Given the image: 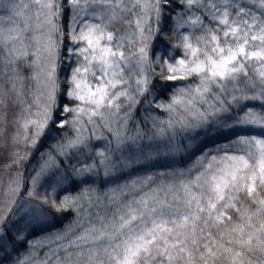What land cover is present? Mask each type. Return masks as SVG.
Segmentation results:
<instances>
[{"label": "snow or ice", "instance_id": "6c2138e0", "mask_svg": "<svg viewBox=\"0 0 264 264\" xmlns=\"http://www.w3.org/2000/svg\"><path fill=\"white\" fill-rule=\"evenodd\" d=\"M33 2L37 19L43 12L46 22L60 31L52 18L65 17L69 39L83 45L79 55L87 64L72 70L74 87L67 96L91 106L60 105L53 119L58 84L54 69H49L46 101L37 118L24 124L33 127V145L45 131L52 137L59 134L58 129L72 127L69 120L61 118L65 113L77 117L85 113L89 122L93 117L105 120L106 114L120 111L117 101L121 97L128 102L125 111L143 103L144 111L152 117L149 143H138L144 134L137 130L129 143L128 159L122 161V167L138 166V171L146 173L138 182V195L110 208L98 217L99 227L80 236L90 245L82 254V264H264V0L259 5L241 0ZM26 8L28 5L17 0H0V24L4 25L0 27V74L9 73V79H19V69L32 66L27 21L17 24L14 19L22 17ZM81 15H90L95 22L82 24ZM166 16L171 21L169 33L160 29ZM76 23H81V28L72 27ZM129 27L133 37L137 31L140 36L130 47ZM184 27L192 32H180ZM154 33L161 39L168 37L162 51L155 47L149 51L148 41ZM170 47L180 52L173 56ZM82 72L97 81L94 88L85 82ZM178 80L187 82L162 83L156 89L160 81ZM121 85L132 91L118 88ZM257 88L261 89L259 96ZM10 91H15L14 84ZM5 96L7 93L0 95V106H8ZM246 99L261 100L260 110L250 111L255 105L241 107L240 101ZM157 108L167 113V118L156 117ZM245 126L261 131L246 135L237 131ZM218 136L230 143L217 148L216 154H207V141ZM123 142L118 138L117 147ZM52 147L57 156H69L87 144L80 131L75 138L66 137ZM193 150L200 153V170L194 176L191 169L177 171L175 158L195 154ZM99 155L103 159L98 163L103 165L108 157L104 152ZM48 167L41 165L37 177L46 179L50 193L62 191L58 196L47 190L44 195L26 191L36 202L11 212L13 219L20 217L11 228L0 214V252L8 254L11 245L18 255L17 245L28 242L24 234L29 229L34 231L52 212L75 207V200L65 195L69 191L66 183L69 179L75 182L90 168L60 171L55 165L56 171L47 172ZM15 264H24V260Z\"/></svg>", "mask_w": 264, "mask_h": 264}, {"label": "trees", "instance_id": "16d2710c", "mask_svg": "<svg viewBox=\"0 0 264 264\" xmlns=\"http://www.w3.org/2000/svg\"><path fill=\"white\" fill-rule=\"evenodd\" d=\"M30 1H32V5H30ZM20 2L28 5V8L23 10L22 17H14V19L17 24L27 21L29 28L27 35L30 39L26 43L29 52L34 55L29 57L31 67L19 69V79H9V73L0 74V95L7 93L5 99L9 101L8 106H0V214L7 218L8 227L11 228L12 224L20 218L13 219L11 212L22 204L36 202L26 194V191L45 194L46 179L37 177L41 165H49L46 169L47 172L56 171L55 165H59L60 171H68L70 168H90V170L75 182L73 179H69L66 183L69 191L65 195L75 200V207L69 206L59 212L50 213L42 225L37 226L34 231L29 229L24 234L28 242L17 245L18 255L12 252L10 245L8 254L0 252V260H3L4 264H15L18 259H23L24 264H82V254L87 252L90 245L86 241H82L80 236L87 235V230L93 226L99 227L98 217L104 216L110 208L116 207L123 200L138 195V182L144 178L146 173L138 171V166L124 168L122 161L128 159L129 143L136 137L137 130L144 134V138L138 143L142 145L149 143L148 137L152 136V117L144 111L143 103L132 105L130 112L125 111L128 102L121 97V100L117 101L121 104L120 111L112 115L106 114L105 120L93 117V122H89L88 115L85 113H80L78 117L72 113H65L61 118L69 120L73 126L66 125L64 129H58L57 133L59 134L54 133L52 137L47 136L45 131V134L33 145L30 141L33 127L29 124V127L25 128L24 124L28 120L37 118L41 105L46 101L49 69H54V78L58 84L54 95L56 103L51 109L53 119H55V113L59 111L60 105H67L69 108L78 105L83 108L91 106L81 101L69 100L67 96V93L71 92L74 87L71 84L72 70L87 64L83 56L79 55V48L83 45L74 44L69 39L67 19L60 16L52 18L56 28L61 29L57 31L46 22L43 12L39 19L36 18L38 9L33 0H17V3ZM241 2L259 5L260 0H241ZM80 20L82 24L95 22L90 15H81ZM148 23L151 24L153 21L149 20ZM82 24L76 23L72 27L79 29ZM170 24L171 21L166 16L160 25L161 31L169 33ZM3 26L0 24V27ZM121 30L123 31V28ZM179 31L187 35L192 32V29L184 27ZM133 39L138 40L140 36L137 31L133 37L132 28L129 27L127 46H131ZM175 42V38H173L172 43ZM167 43V36L161 39L159 34L154 33L148 41L149 51L153 47L162 51ZM169 51L173 56L180 52L174 47H170ZM82 75L86 83L93 88L96 86L97 81L90 73L82 72ZM186 82L160 81L156 84V89L158 91L162 83L182 84ZM13 84L15 85L14 92L10 91ZM119 87H124L129 92L132 91L128 85ZM260 91L261 89L257 88L255 94L259 96ZM16 93H20L19 97ZM248 95L252 96L253 93L249 91ZM261 103L262 101L259 99L240 101L241 107L256 106L250 111H259ZM154 115L160 119L167 118V113L159 108L156 109ZM145 120L147 123L143 122ZM48 127H51V122ZM80 131L83 133L87 148L81 147V150L75 155L57 156L52 146L63 143L66 137L75 138ZM237 131L246 135L259 133L261 129L245 126L238 128ZM118 138L124 141L119 148L117 147ZM236 138L233 137L232 140ZM227 143L230 141L218 136L215 141H207L205 152L210 155L216 154L217 148ZM193 151L195 154L187 153L175 158L174 168L177 171L191 169L190 174L194 176L200 170L201 160L197 159L200 153L198 150ZM100 152H104L108 157L103 165L98 163L103 159L99 155ZM201 159L205 160L207 157H201ZM155 172L156 170L153 169L152 173L155 174ZM33 179L36 180L35 184H33ZM134 182L137 183L134 185ZM75 184H79L80 187H76ZM12 189H15V192ZM47 191L50 195L58 196L62 189L55 194L50 193V190ZM5 207L10 211L4 212ZM23 215L22 212L21 216ZM12 230L17 231L15 228Z\"/></svg>", "mask_w": 264, "mask_h": 264}, {"label": "rangeland", "instance_id": "374dc122", "mask_svg": "<svg viewBox=\"0 0 264 264\" xmlns=\"http://www.w3.org/2000/svg\"><path fill=\"white\" fill-rule=\"evenodd\" d=\"M29 1V0H28ZM27 2V1H26ZM30 5H32V1H30ZM30 5H29V8H30ZM73 25H75V24H73Z\"/></svg>", "mask_w": 264, "mask_h": 264}]
</instances>
